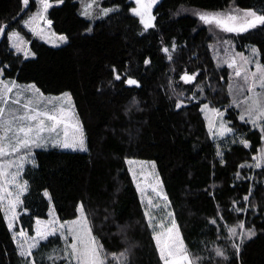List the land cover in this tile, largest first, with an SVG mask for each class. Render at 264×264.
<instances>
[{
  "label": "trees",
  "instance_id": "trees-1",
  "mask_svg": "<svg viewBox=\"0 0 264 264\" xmlns=\"http://www.w3.org/2000/svg\"><path fill=\"white\" fill-rule=\"evenodd\" d=\"M50 2L47 17L52 29L67 37L57 47L21 27L37 12L38 0H30L27 7L22 0H0V22L8 25L0 35V68L7 66L2 78L35 84L44 94L70 93L88 150H35V166L30 162L23 170L29 187L19 208V231L34 235L36 219H48L50 207L61 221L73 220L83 202L93 234L107 252L118 253L131 245V264H163L127 165L129 159H139L155 163L169 210L192 253L212 257V264H264V167H240L254 163L252 157L264 141L258 128L239 120L238 109L228 107L233 70L223 63L228 45L222 43L230 42L229 55L237 51L249 56L255 46L264 62V26L227 33L203 25L194 15L231 8L264 10V0H161L153 9L155 27L148 29L132 13L131 0H105L104 5L119 10L95 21L82 15L78 0ZM13 30L30 41L35 55L25 57L11 48L7 33ZM164 47L170 49L171 60ZM145 60L150 63L145 65ZM113 68L121 80L114 78ZM185 72L199 75L186 84L180 79ZM129 76L138 86L124 82ZM177 93H183L179 109ZM194 93L196 99H189ZM202 103L227 109L225 121L233 133L213 139ZM241 138L250 146L239 143ZM218 147L223 164L216 155ZM250 188L252 195L245 202ZM214 218L216 224L210 223ZM240 221L245 228L254 227L256 235L245 240L237 258L232 241L225 239V226ZM233 239L240 241L239 235ZM63 245L57 234L41 241L34 253L40 260ZM216 247L225 250L227 261L215 256ZM0 264H23L19 249L8 251L1 239Z\"/></svg>",
  "mask_w": 264,
  "mask_h": 264
},
{
  "label": "snow or ice",
  "instance_id": "snow-or-ice-1",
  "mask_svg": "<svg viewBox=\"0 0 264 264\" xmlns=\"http://www.w3.org/2000/svg\"><path fill=\"white\" fill-rule=\"evenodd\" d=\"M62 2V0H58ZM30 0H22V4L27 7ZM39 8L23 23L34 35L45 38V27L50 28L52 21L47 18L48 10L52 7L50 0H38ZM136 7L132 8L133 14L140 18V23L144 29L155 27L153 23L156 17L152 14V8L157 0H135ZM95 0L89 3L83 15H89V10L94 6ZM118 6L112 8H101L103 16L118 11ZM194 15L208 25L210 28H219L228 33H247L250 30L264 26V10L254 8L231 9L227 13L196 11ZM43 23V26H42ZM8 25L0 22V35H4ZM91 31V29H88ZM7 39L17 52H23L25 57L35 55L27 48V41L18 31L7 33ZM61 42H66V36L58 38ZM223 63L233 72L228 79V95L231 97V103L228 107H234L239 110V120L244 124H250L252 128H258L261 133V140L264 141V62L259 59L260 49L251 47L250 55L243 53H231L229 55L231 44L228 41ZM176 44L171 45V51H175ZM215 48V46H210ZM168 54V59H172L171 51L168 47L162 49ZM219 61L221 58L216 57ZM145 65L149 60L144 61ZM0 68V212H3L4 220L9 231L15 227V221L19 217L17 209L23 205L22 197L28 191V181L21 180V173L26 163L31 162L35 166V159L32 154L33 148L46 147L49 143L53 147L65 149L87 151L85 144L84 130L74 112V105L70 93H63L57 97L45 96L35 84L19 85L15 80L3 79L5 68ZM116 80H121V76L115 68L112 69ZM199 73L189 75L185 72L180 79L186 83H192ZM223 79V77H221ZM128 85L138 86V81L130 76L124 81ZM200 92L203 88L197 85ZM175 92V90L173 89ZM176 108L183 106V100L180 97L183 93H177ZM189 99H196L194 93ZM211 111L216 116L221 117L219 126L209 122V133L213 136L223 137L226 134L233 133V128L227 126L222 119L224 112L217 108H210L209 104L202 103L201 111ZM227 111V109H225ZM62 133V138L61 137ZM236 141H233L235 143ZM244 147H249L250 142L241 138L239 140ZM216 155L221 157V164L224 163L223 152L217 148ZM254 161L251 165H241L240 167H264V147L258 150V154L252 157ZM129 165L136 162L129 160ZM148 162H141L146 164ZM154 167V165H153ZM129 171H133L131 168ZM143 174V168L141 169ZM136 173L133 171V178ZM239 176V173H237ZM251 179V177H249ZM152 191L164 204L154 203L151 198L148 199V205L152 211H166L170 207L167 195L163 192V184L159 177H155V183L150 185ZM143 195V189L137 185ZM44 195L49 197L47 190ZM252 195V189H249L247 195L243 197L245 202L249 201ZM235 203V202H234ZM27 211V209H25ZM235 211H247L244 208H236ZM75 219L60 221L55 215L54 209H49V219H36L35 234L28 236L23 230L18 236L23 238L24 243L18 244L19 255L23 258V264H44L47 260L51 264H131V255L133 246H126L120 252H107L93 234V224L89 220V215L85 210L83 202L77 206ZM144 215L148 220V227L153 229V239L159 252V258L163 264H212V257H201L192 253L185 244L179 227L174 218V212L167 211L166 216L160 218L156 223V217L149 211ZM216 219L210 223L216 224ZM228 236L225 238L232 241L231 246L235 249V256L238 258L241 253L245 240H250L256 235L254 227L245 228V222L240 221L236 226H225ZM159 228V231L156 229ZM237 228L240 229L239 233ZM59 234V238L64 242L59 251L53 248L48 254L41 255L37 260L34 250L41 246V241H47L49 237ZM239 235L240 241L236 243L234 237ZM17 239V234H13V240ZM215 256L221 257L227 261L229 257L225 255V250L216 247Z\"/></svg>",
  "mask_w": 264,
  "mask_h": 264
},
{
  "label": "rangeland",
  "instance_id": "rangeland-1",
  "mask_svg": "<svg viewBox=\"0 0 264 264\" xmlns=\"http://www.w3.org/2000/svg\"><path fill=\"white\" fill-rule=\"evenodd\" d=\"M81 5H82V12L83 13L85 11V8L86 6L89 4V3H92V0H78ZM133 3H134V7H136V3H135V0H131ZM161 0H157V3H159ZM104 2L105 0H95V4L94 6L89 10V15H83L84 17H86L87 19L89 20H92V21H95V20H99V19H104L106 18L107 16H103L102 13L100 12V9L101 8H112V7H116L115 5L113 6H108V5H104ZM51 3V2H50ZM156 3V4H157ZM155 4V5H156ZM155 5L153 6L152 8V14H153V9L155 7ZM133 7V8H134ZM119 8V7H118ZM231 9H234V8H231ZM231 9L227 10V11H219V12H223V13H227L229 12ZM112 14V13H109V15ZM32 15V14H31ZM30 15V16H31ZM108 15V16H109ZM135 15V14H134ZM155 16V14H153ZM29 16V17H30ZM28 17V18H29ZM27 18V19H28ZM48 18V17H47ZM26 19V20H27ZM25 21V20H24ZM23 21V22H24ZM21 23V27L26 29L29 33H31L32 37L33 38H41L39 35H34L27 26L24 25V23ZM154 23V22H153ZM203 23V22H202ZM205 25V24H203ZM42 26H43V23H42ZM205 26H208V25H205ZM213 29H218L220 30L219 28H215V27H212ZM228 33V32H227ZM21 35V34H20ZM22 36V35H21ZM60 36H63V35H60V34H57L53 29H52V24H51V27L48 28V27H45V38H41L42 41H44L45 43L51 45V46H54V47H57V46H60L62 45L63 43L65 42H61L58 38ZM25 39V38H24ZM28 43H27V48L30 50V41L28 39H25ZM11 43V42H10ZM11 48L13 50H15L12 45H11ZM16 51V50H15ZM31 51V50H30ZM17 52V51H16ZM234 53H241V52H235L233 51ZM232 52V53H233ZM17 53H20V54H23V52H17ZM219 53V52H218ZM220 55V54H218ZM25 56V55H24ZM32 55L28 56V57H31ZM246 56V55H245ZM19 85H30V84H22V83H18ZM45 96H48V97H57V96H60V95H51V94H44ZM210 108H214L212 106L209 105ZM74 112L76 114V111H75V108H74ZM224 112V116H223V120L225 121V111H222ZM203 114L205 116V119L209 125V122H213L216 127L219 126V122H220V119L221 117H218L216 116L213 112L211 111H208V110H205L203 111ZM76 117L78 118L77 114H76ZM79 119V118H78ZM80 122V120H79ZM226 122V121H225ZM81 123V122H80ZM82 125V124H81ZM228 126V124H227ZM230 134V133H229ZM228 135V134H226ZM225 135V136H226ZM223 136V137H225ZM223 137H218V136H213L212 135V138L213 139H217V138H223ZM62 138V133H61V137ZM85 144H86V140H85ZM48 147H53L51 143H49L46 147H38V148H33L32 149V154L35 152L36 149H40V148H48ZM87 147V145H86ZM58 148H61V147H58ZM61 149H65V148H61ZM65 150H72V149H65ZM75 151H80V150H75ZM129 160H132V161H135L136 163L133 164V165H128L129 169L131 168L133 171H135L136 173V176H135V179H134V182H135V185L137 187V185L139 184L140 185V188H142L144 191H143V195L141 194V191L138 190L139 192V195H140V198H141V201L142 203L144 204V207L146 209V211H149L151 215L155 216L157 219H156V223L158 224L160 222V218L161 217H164L166 216V212L167 211H170L169 208H167L166 211H152L150 206L148 205V199L151 198L153 200L154 203H160L161 205L164 204V201L163 200H159L157 197H156V194L152 191L150 185L154 184L155 183V177L158 176L160 181H161V177L157 171V168H156V165L153 161H146V160H139V159H129ZM128 160V161H129ZM141 162H148L146 164H141ZM30 162L26 163L25 166L27 164H29ZM154 165V167H153ZM24 166V168H25ZM143 168V174L141 172V169ZM24 170V169H23ZM133 171H130L131 174H132V177H133ZM21 177H23V171L21 173ZM21 183H23V179L21 178L20 180ZM162 182V181H161ZM138 189V188H137ZM163 192H164V189H162ZM165 193V192H164ZM20 208V207H19ZM19 208L17 209V211L19 212ZM55 212V211H54ZM56 215V213H55ZM57 216V215H56ZM58 217V216H57ZM19 218V217H18ZM59 218V217H58ZM49 219V218H48ZM46 219V220H48ZM60 220V219H59ZM61 221V220H60ZM17 225H18V219L15 221V227L12 231H9L8 228H7V224L4 220V215H3V212H0V239L3 241V243L5 244L6 248L8 251L10 250H16L18 247L17 245L18 244H21V243H24V240L23 238L19 237L18 236V233L22 230L17 228ZM17 229V231H16ZM180 230V229H179ZM16 233L17 234V239L16 240H13V234ZM26 233V232H25ZM180 234H181V231H180ZM182 236V234H181Z\"/></svg>",
  "mask_w": 264,
  "mask_h": 264
}]
</instances>
